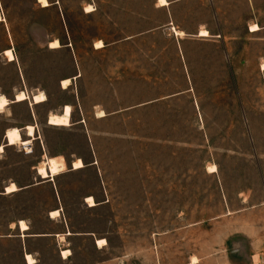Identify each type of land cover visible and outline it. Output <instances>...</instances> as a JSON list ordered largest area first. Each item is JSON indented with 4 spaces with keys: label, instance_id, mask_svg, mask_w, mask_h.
<instances>
[{
    "label": "rangeland",
    "instance_id": "rangeland-1",
    "mask_svg": "<svg viewBox=\"0 0 264 264\" xmlns=\"http://www.w3.org/2000/svg\"><path fill=\"white\" fill-rule=\"evenodd\" d=\"M47 1L48 8L38 0L0 4L7 20L0 25V97L11 102L0 114V145L8 129H19L28 140L24 129L35 128L28 150L17 145L0 155V264H23L20 242L1 237H17V230H9L12 223L24 220L30 233L50 232L48 214L61 205L59 219L64 223L66 217L74 234L93 233L105 241L98 252L82 237L59 239L62 249L68 243L74 250L65 264H259L261 79L251 68L240 70L239 58L232 60L240 109L225 90L229 71L218 50L208 76L203 56L213 48L196 46L187 59L167 28L150 30L165 19L151 7L155 0ZM213 1L227 22L246 12L241 0ZM87 6L94 12L86 13ZM177 14L184 23L211 21L205 3L197 1ZM54 40L60 49H49ZM98 41L101 50L95 49ZM5 49L13 50L15 62H8ZM64 79L70 81L65 90ZM21 92L44 94L45 102L13 104ZM65 105L71 108L70 126H48V117ZM54 156L68 165L82 159L85 169L46 183L37 168ZM211 166L214 173L207 172ZM10 182L39 186L2 195ZM89 196L97 207H88ZM53 244L33 241L35 261L64 264Z\"/></svg>",
    "mask_w": 264,
    "mask_h": 264
},
{
    "label": "crops",
    "instance_id": "crops-1",
    "mask_svg": "<svg viewBox=\"0 0 264 264\" xmlns=\"http://www.w3.org/2000/svg\"><path fill=\"white\" fill-rule=\"evenodd\" d=\"M196 1L199 3H202V5L203 3H205V6L207 8L208 15L211 21L208 22V21L192 20L189 23H184L182 19L179 18V15L177 14V12L187 9L190 3L192 2L194 3ZM158 2L159 0H155L151 4V7L154 10L162 12L164 14L165 19L160 25H157L156 27L150 30L158 31V30L167 28L168 31L171 32L170 34H168V36L174 42L178 44L180 55H182L183 57H186L187 59L191 58L190 56L191 49H193L196 46H203L206 49L213 48L214 51L212 54L211 53L204 54L203 56L204 66L207 70L206 74L208 76L212 74V71H210L212 66L215 67L214 64H216V61H217L216 60L217 54L215 52L218 50V53H219L218 56L220 59L219 60L220 63H221V58L223 57L222 58L224 59L222 61L223 66L227 68V71H229V78H228L229 83L227 87H225V90L233 92L235 99H236L235 105L238 106L240 109H242L243 102L238 93L239 84H240L239 74L237 72V66L236 64H234V62L232 64V60H237L239 58V62H240L239 64L241 66L239 67L240 70L243 68V66L247 68H251L254 74H256L257 77L261 79V84L264 86V67H263L264 66V0H241V2L246 7V12L243 15H240L239 17H236L234 18V20L229 21V22H227L224 17H221V12L216 8V5L214 4L213 0H166L167 4L165 6L159 5ZM0 4H1V0H0ZM2 19L3 21L0 22V25H3L4 23L7 25V20L5 18H2ZM254 26L257 27L256 30L252 29V27ZM202 31L207 32L208 37L206 38L200 37V33ZM177 33L179 34L178 36H177ZM54 41H58V43L60 44V48H61L60 41L59 40H54ZM51 42L53 41H50L48 43L49 49L57 50V49L50 48ZM237 45H239V50H238L239 53L235 51L230 52V47L237 46ZM103 48H104V44H103ZM101 49H96V50H101ZM7 50H11L13 52L12 49H5L2 51L3 55L5 51ZM9 63H13V62H9ZM188 65H189V62H188ZM220 65L221 64H219V66ZM211 89H214V88L208 87V90H211ZM219 89L220 90L223 89L221 84H219ZM33 96L34 95H32L31 97L29 96V98L32 99ZM28 102L29 104H33L31 100H29ZM12 103L22 104V103H16L15 98H14V101H12ZM47 122H48V119H47ZM250 122H251V130L252 132H254L255 118L252 117ZM251 135H252L251 139L253 141L254 139L253 133H251ZM4 139H5V134H4ZM2 145L6 146V142ZM59 157H62V156H54V157H49V158H59ZM77 160L82 161V159H76L72 161L70 165H68L64 159L65 164H66V169L68 168V166L70 168L67 169L65 172H63L62 174L56 176L54 179L49 178V179H44V181L46 183H52L56 179H59L60 177L68 173L69 171L71 172L83 171L85 169V164L83 161L82 162L84 164V167L82 169L73 170V164ZM12 184H14L18 188L17 192L6 194V188ZM37 186H39V184H29L25 187H19L16 182H10L8 185L4 187L3 189L4 193H2V195L4 196L14 195L19 192L26 191L28 189H31ZM55 194L60 200V194H62L61 190L56 189V192L54 193V195ZM88 198L93 199L92 196L86 197L85 199L87 200ZM88 207L92 209L97 206L95 203L94 207H90L89 205ZM62 209L63 207L61 205L48 214V222L50 223V227L53 229L50 232L30 233L31 228L26 224L24 220H20V221H17V223H12L9 228V230H17L19 232V234H17V237H13L10 235L1 236L2 239H7V240L16 239L17 241L20 242L19 251L21 253V261L23 264H39L40 263L39 260L36 259L35 261V258H34L36 256L35 254L38 253V250L32 248V243L33 241H36V240L43 241L46 239L47 240L53 239L55 244H53L52 247L55 252V256L61 263H64V264L68 263L71 259H73L74 250L70 245L68 246V243L66 244L67 246H65L66 248L62 249L60 246L61 244L59 242V239L61 238L67 240L69 238L82 237L88 240V245L96 249V251L99 252L101 251V249H103L105 245L103 246L98 245V242L102 241L103 239H97L93 233H86L83 235L74 234V232L71 231L72 227L67 222L66 217H65L64 223L61 222L62 220H60L59 218H61L62 216L61 214ZM55 211H59V215L56 217H52L51 214L52 212H55ZM21 222L25 223V225L27 226L28 229L26 231H22L20 227ZM63 253L66 255H64ZM28 257L31 258L33 263H30L28 261ZM100 262L98 261V263L96 264H99Z\"/></svg>",
    "mask_w": 264,
    "mask_h": 264
},
{
    "label": "bare ground",
    "instance_id": "bare-ground-1",
    "mask_svg": "<svg viewBox=\"0 0 264 264\" xmlns=\"http://www.w3.org/2000/svg\"><path fill=\"white\" fill-rule=\"evenodd\" d=\"M38 2H39V4H41L42 8L49 7V3L47 0H38ZM158 3L161 6H165L167 4L166 0H159ZM85 12L86 13L93 12L92 7L87 6L85 9ZM2 21H3V19L0 15V22H2ZM256 29H257V27L254 26L253 30H256ZM177 35H179V34L177 33ZM207 36H208L207 32H205V31L201 32V37H207ZM50 48L51 49H58V48H60V44L58 43V41H54L50 44ZM95 48L101 49V48H103V44L101 42H97L95 44ZM4 55L7 58L8 62H14L15 61L14 54L11 50L5 51ZM69 83H70L69 80L62 81V83H61L62 89H64V90L67 89L69 87ZM45 99L46 98H45L44 94H41V93L38 95H34L32 99L29 98V96L25 92L18 93L15 96V102L16 103H23V102H27V101L31 100V102L34 105L44 103ZM9 104H10L9 100H7L6 98L0 97V114L4 113L5 109L9 106ZM70 118H71V108L69 106H65L62 108L61 114H59V115L52 114L49 116L48 125L52 126V127H68V126H70ZM24 130L27 132L28 140H24L22 138L21 131L18 129H10V130H7L5 132L6 146H4V145L0 146V155L4 152L5 147H13V146L20 145L22 147H25L26 150H28L27 147L30 146L32 141H35V128L33 126H26V128ZM83 167H84V165H83L81 160H77L73 164V170H79V169H82ZM215 170H216V168L214 166H211L208 168L209 173H214ZM64 171H65V164L61 158H48V157H46L45 161L37 168V175L41 179L44 180V179L54 178L57 175L63 173ZM17 190H18V188L14 184H12L6 188V194H11V193L17 192ZM87 204H89L90 207H93L95 205L92 198L87 199ZM58 215H59V211L52 212V214H51L52 217H56ZM20 227H21L22 231H26L28 229L27 226L25 225V223H23V222H21ZM98 245L99 246L105 245V241L104 240L99 241ZM64 255H66V254H64ZM28 261L30 263H33L31 258H29V257H28Z\"/></svg>",
    "mask_w": 264,
    "mask_h": 264
},
{
    "label": "built area",
    "instance_id": "built-area-1",
    "mask_svg": "<svg viewBox=\"0 0 264 264\" xmlns=\"http://www.w3.org/2000/svg\"><path fill=\"white\" fill-rule=\"evenodd\" d=\"M259 264H264V247L259 255Z\"/></svg>",
    "mask_w": 264,
    "mask_h": 264
}]
</instances>
